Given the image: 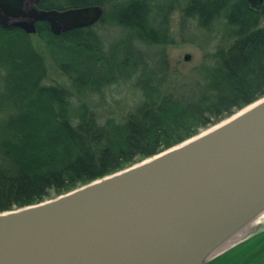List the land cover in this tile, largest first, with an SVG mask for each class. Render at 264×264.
Returning <instances> with one entry per match:
<instances>
[{"label": "trees", "instance_id": "obj_1", "mask_svg": "<svg viewBox=\"0 0 264 264\" xmlns=\"http://www.w3.org/2000/svg\"><path fill=\"white\" fill-rule=\"evenodd\" d=\"M101 5L91 26L36 36L69 90L48 83L46 60L22 29L0 26V212L39 203L120 171L219 123L264 96V4L245 0H39L66 10ZM220 44L190 81L167 87L170 16ZM117 28L108 43L101 32ZM107 44H106V43ZM146 49H154L151 57ZM131 85L136 103L102 111L110 88Z\"/></svg>", "mask_w": 264, "mask_h": 264}, {"label": "water", "instance_id": "obj_2", "mask_svg": "<svg viewBox=\"0 0 264 264\" xmlns=\"http://www.w3.org/2000/svg\"><path fill=\"white\" fill-rule=\"evenodd\" d=\"M38 1L0 0V26L31 35L44 21L59 35L104 12ZM263 213L264 96L120 171L0 212V264H206Z\"/></svg>", "mask_w": 264, "mask_h": 264}, {"label": "rangeland", "instance_id": "obj_3", "mask_svg": "<svg viewBox=\"0 0 264 264\" xmlns=\"http://www.w3.org/2000/svg\"><path fill=\"white\" fill-rule=\"evenodd\" d=\"M261 24L264 25V20ZM210 31L211 33H208L207 31L199 29L195 23L185 22V24H183L180 18V12L177 10L173 12L170 16V35L172 41L171 44L166 47V55L169 62V72L165 79L167 87L183 80L190 81L198 67L203 65L207 52L215 49L219 45H225L223 43L220 44L221 41L217 36V34L220 33L218 26L214 25ZM120 33L121 31L117 28L113 29L108 27L103 29L101 35L108 43L119 36ZM29 36L32 38L35 47H37L38 51H40L46 60L48 76L46 82L57 83L72 90L69 79L56 70L47 57L45 51L41 47L42 44L38 36H36V34H31ZM145 52L151 57L154 53V49H146ZM186 54L190 55L189 60L184 59V55ZM136 96V92L131 89L130 83L119 86V88H110L107 93V102L104 104L102 111L109 114L123 113L136 103L138 99Z\"/></svg>", "mask_w": 264, "mask_h": 264}, {"label": "flooded vegetation", "instance_id": "obj_4", "mask_svg": "<svg viewBox=\"0 0 264 264\" xmlns=\"http://www.w3.org/2000/svg\"><path fill=\"white\" fill-rule=\"evenodd\" d=\"M259 217L206 264H264V220Z\"/></svg>", "mask_w": 264, "mask_h": 264}, {"label": "bare ground", "instance_id": "obj_5", "mask_svg": "<svg viewBox=\"0 0 264 264\" xmlns=\"http://www.w3.org/2000/svg\"><path fill=\"white\" fill-rule=\"evenodd\" d=\"M232 115H233V114H232ZM259 218H261V219L264 220V213H263L262 215H260ZM244 233H245V231L243 230V231L239 232V235H237V236H241V235L244 234Z\"/></svg>", "mask_w": 264, "mask_h": 264}]
</instances>
